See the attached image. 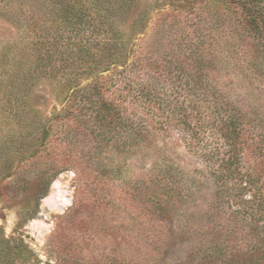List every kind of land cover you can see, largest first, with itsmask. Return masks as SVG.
Instances as JSON below:
<instances>
[{
	"label": "rangeland",
	"instance_id": "1",
	"mask_svg": "<svg viewBox=\"0 0 264 264\" xmlns=\"http://www.w3.org/2000/svg\"><path fill=\"white\" fill-rule=\"evenodd\" d=\"M94 1L0 0V264H264V205L182 127L219 93L264 112V0H103L77 27ZM104 43L123 63L89 74Z\"/></svg>",
	"mask_w": 264,
	"mask_h": 264
},
{
	"label": "trees",
	"instance_id": "2",
	"mask_svg": "<svg viewBox=\"0 0 264 264\" xmlns=\"http://www.w3.org/2000/svg\"><path fill=\"white\" fill-rule=\"evenodd\" d=\"M102 2L103 0L90 2L87 9L81 6L70 7L71 10H67L70 15L69 19L76 21L77 27H80L85 17V11L89 9L91 10L90 20L97 22V24L95 23L96 25H98V22L112 21L100 8L105 3ZM101 48L102 54L100 56L95 54V57L98 58L92 60V65L87 68L89 74L98 68H102L105 71L111 65L123 63V58H121L122 60L113 58L114 51L111 45L104 43ZM106 56L108 58H104ZM102 61H105L106 65H108L107 68L100 65ZM242 82L243 84L246 83L245 79ZM141 95L144 97L148 108L153 105L164 107L167 103V100H161L160 97H156L159 96L156 92L144 87L141 90ZM218 96L219 100L217 99L209 104L205 103L208 111L204 112L203 118L184 119L182 127L196 143H199L198 137L203 131L202 134L207 135L212 144L213 142H218L226 147V156L220 155V151L216 148L209 150L206 155L207 165L214 170L215 178L220 185H227L228 183L233 185V196L238 197V200L240 199L239 203L236 202L237 206H242L244 209L252 211L255 208L260 210L261 206L264 205V112L259 109L261 107L260 104L255 106L250 102L251 94H247L245 95L246 98H240L239 100L229 94L224 96L219 93ZM189 105V101L187 105L180 103L178 104V109L184 114ZM111 107H114L113 103H107V110L105 111L109 120L113 117ZM176 107L177 102H173V108ZM192 107L195 110L198 108V106H195L194 101L192 102ZM185 116L188 118V115L185 114ZM249 142L250 144L252 143L249 151L255 155L254 158L259 157V161L255 165L248 163L249 156L246 149L249 147ZM201 146L200 149L204 151L209 149L211 145L201 144ZM243 167H245L244 171H242ZM251 190H255L258 194H249L250 196L246 197L249 193L246 192L242 198H239L241 192Z\"/></svg>",
	"mask_w": 264,
	"mask_h": 264
}]
</instances>
